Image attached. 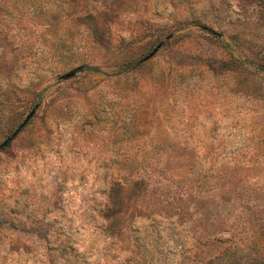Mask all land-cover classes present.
<instances>
[{"label": "rangeland", "instance_id": "obj_1", "mask_svg": "<svg viewBox=\"0 0 264 264\" xmlns=\"http://www.w3.org/2000/svg\"><path fill=\"white\" fill-rule=\"evenodd\" d=\"M4 93L0 264H264V0H0Z\"/></svg>", "mask_w": 264, "mask_h": 264}, {"label": "trees", "instance_id": "obj_2", "mask_svg": "<svg viewBox=\"0 0 264 264\" xmlns=\"http://www.w3.org/2000/svg\"><path fill=\"white\" fill-rule=\"evenodd\" d=\"M6 96V94L4 93L2 96H1V99H0V101H2L3 99H4V97ZM134 183H136V180H134L133 181ZM129 188H130V186H128V185H124L123 183H119L118 185H117V187H113L112 188V195L110 194V201H111V204L110 205H108V206H110V207H113V205H115V204H121L122 202L119 200V199H117V198H115V190H116V193H117V191H120L121 190V192L123 191V192H125L122 196H121V198L124 200V199H127L126 201H125V203H128L129 201H131V191H129ZM113 190H114V193H113ZM121 192L119 193V194H121ZM135 192V194L134 195H137V191H134ZM133 192V193H134ZM113 194H114V198H113ZM117 195V194H116ZM112 196V197H111ZM109 209V208H108ZM112 209V208H111ZM106 213H107V211H106ZM111 212H108V214H110ZM118 231H120V232H122L123 231V226H118ZM204 264H209V261L208 262H205Z\"/></svg>", "mask_w": 264, "mask_h": 264}]
</instances>
